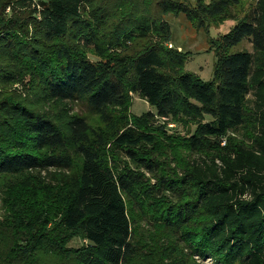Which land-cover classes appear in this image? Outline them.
Listing matches in <instances>:
<instances>
[{
	"label": "trees",
	"instance_id": "16d2710c",
	"mask_svg": "<svg viewBox=\"0 0 264 264\" xmlns=\"http://www.w3.org/2000/svg\"><path fill=\"white\" fill-rule=\"evenodd\" d=\"M11 2L23 13L17 22L9 20L5 26L0 9L3 37L14 34L23 39V34L16 33L18 26H24L21 23L26 20L28 25L32 16L38 15L44 43H58L71 36L102 60L93 62L61 44L53 45L50 59L24 52L27 60L22 70L48 98L83 101L91 112L105 119L109 109L126 108L129 92L154 108V114L147 112L143 120H133L114 144L154 177L161 194L177 198L169 207L168 215L175 223L168 229L174 230L181 241L193 243L201 258H214V264H264V0H256L254 8L221 37L225 49L247 41L253 53L236 52L218 60L219 81L214 86L182 72L184 56L166 47L172 40L164 17L183 16L203 28L206 21L223 17L237 0H197L195 7L183 0ZM29 8H33L31 13L26 12ZM3 40L10 46L5 44L7 49L19 47H13L7 37ZM140 40L150 43L130 67H125L121 58L119 68L105 61L108 53L126 52ZM129 70L133 81L127 88L123 79ZM4 71V75L11 74ZM17 118L18 128L9 121L0 123V177L69 172V156L55 153L64 146V140L54 124L24 108L18 110ZM154 118L198 123L187 141L191 152L200 154L213 139L215 153L191 161L179 181L165 180L158 163L138 153L143 145H154L150 131L142 129L144 122L157 121ZM204 118L211 120L209 124L201 123ZM68 126L75 154L82 160L72 199L62 205L58 198L46 196L44 187L31 193L30 188L20 185V200L4 203L8 216L18 218L23 229L35 228L21 250L31 251L26 255L32 258L35 251L44 250L61 264H127L133 257V237L123 196L132 192L133 177L116 174L103 164L98 151L86 146L89 127L84 120L71 119ZM245 128L249 130L248 141L228 137V133ZM19 131L28 135L29 141ZM222 142L224 146H220ZM30 147L52 153L36 155ZM154 189L148 188L145 195L151 197ZM29 194L39 199L29 200ZM76 236L85 244L77 250L68 248L66 245Z\"/></svg>",
	"mask_w": 264,
	"mask_h": 264
},
{
	"label": "rangeland",
	"instance_id": "374dc122",
	"mask_svg": "<svg viewBox=\"0 0 264 264\" xmlns=\"http://www.w3.org/2000/svg\"><path fill=\"white\" fill-rule=\"evenodd\" d=\"M33 1L37 4L43 0ZM183 1H188L191 6L195 7L197 0ZM255 3L256 0H237V4L230 5L223 17L212 22L206 21L205 26L202 25L203 28L197 26L196 23L187 22L183 16L164 17L170 26L172 40L166 47L184 56L185 64L182 72L191 73L214 86L219 81L218 60L231 53H253L252 46L247 41L241 42L232 49H225L221 37L240 22L254 8ZM0 9H2L1 18L5 20L3 24L5 26H8L6 22L9 20L17 22L23 13L11 0H0ZM32 10L33 8H29L26 12L31 13ZM32 17L36 19H30L28 25H26L27 20L23 21L21 24L24 26H18L16 30L17 34H23V39L15 38L14 34L4 36L7 37L9 43L13 44V47L16 44L19 45V47L16 46L18 49H7L6 45H9L0 35V108L2 105L5 106L2 108L0 118L7 117L8 119L0 120V123L9 121L18 128L17 123L20 119L17 118V113L23 108L45 117L54 124L64 140V146L55 153L68 155L71 160V169L65 173L53 171L34 173L27 178L0 177V264H61L59 259L54 255H47L44 250L35 251L33 258L26 255L31 251L21 250L25 246L24 241L27 240L30 230H35V228L29 226L23 229L24 224L17 222L18 218L13 220L8 216L6 212L8 207L5 208L4 203L10 200H20L18 196L20 185L30 188L31 193L40 192L44 187L47 191L46 196L50 195L52 199L58 198V202L62 205L72 199L76 193L82 160L75 154V145L68 126L71 119H81L87 123L89 131L86 146L99 152L104 165L116 174L133 177L132 192L123 196L133 237V257L128 260L127 264H214V258L209 256L201 258L196 253L198 250L193 247V243L187 244L181 241L174 230L168 229L171 223H175L168 215L169 207L177 202V198L168 193L161 194L162 189L157 188L154 177L131 162L114 144L117 135L131 125L133 120H143L147 112L154 114V108L136 94L129 92L126 108L123 110L109 109L108 119H105L91 112L83 101L64 102L48 98L34 79L22 70L27 60L24 52L32 51L34 56L40 55L50 59L53 58V45L61 44L62 46L68 45L73 52L80 53L93 62L99 63L102 60L97 58L93 50L82 41H74L71 36L58 43H44V39L39 35L42 30L39 16L33 15ZM148 42V40L136 41L123 53L110 52L105 61L108 60L112 68H119L121 58L124 59L125 67H130L133 59L145 49ZM4 69L11 74L4 75ZM132 81L133 74L129 70L123 82L129 88ZM246 105L249 106L248 103ZM154 120L157 121L144 122L142 126L145 131H150L149 133L155 140L154 145H143L138 153L141 157L156 161L165 180L179 181L183 169L187 168L191 161L197 160L199 155L210 158L215 153L216 145L213 144V139H210V145L202 149L200 154L191 152L187 141L194 135L198 123L187 120L176 122H166L157 118ZM210 121L209 118H204L201 123L209 124ZM19 132L25 135L23 131ZM228 135L234 141H248L249 130L245 128L236 134L228 133ZM27 136L25 135V139L29 141ZM224 143L222 142L220 146H224ZM30 149L36 155L52 153L50 150L38 151L32 147ZM151 187L155 189L151 190L150 197V195H145V192ZM28 196H30L29 200L37 201L35 197L39 199L36 195L29 194ZM74 238L66 246L73 250L80 249L85 243L79 236ZM20 252H22L21 255H19Z\"/></svg>",
	"mask_w": 264,
	"mask_h": 264
}]
</instances>
